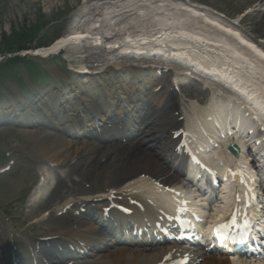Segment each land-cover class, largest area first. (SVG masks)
<instances>
[{
	"label": "bare ground",
	"instance_id": "obj_1",
	"mask_svg": "<svg viewBox=\"0 0 264 264\" xmlns=\"http://www.w3.org/2000/svg\"><path fill=\"white\" fill-rule=\"evenodd\" d=\"M186 1L109 0L99 3L96 0L97 4L92 6H87V3L81 11L74 15L75 21L71 27L73 33L63 36L47 49L38 52L40 56L45 57L47 54L69 46L70 48H67L70 55L69 66L79 71L86 70L83 74L86 75L85 77H90L87 81L84 79V82L80 83L82 85H77L75 90L68 91L70 95L65 92V89L69 90L66 83L59 84L57 90L52 93L47 92L45 97L36 101L38 107H43L46 103L49 104V107L45 108L51 125L49 130L43 133L29 129L23 130L26 137L33 141V150L40 163L55 165L59 170L73 162V171L74 174L76 173L74 180L78 179L79 183L85 180L92 182L90 188L77 194L74 199H68L63 205L61 203L57 205V211L71 203L82 205L87 202L92 206L88 209L93 217L90 222L79 219L75 229L55 233L60 238L82 242L87 247L88 245L93 246L94 243L95 245L90 249V251H94L100 243L112 244L114 234L120 229L121 220L125 223L129 219L134 224L147 226V223L149 224L153 220L154 214L156 217L159 216V208L168 210L173 200L182 202L187 200V196L190 195L185 191L188 188L186 186L181 188L185 192L168 190L167 188H174L177 185L179 175L161 172L163 165L160 157L162 152L175 157L173 161L178 163L177 172L182 173V168L179 166L183 168L185 166V170L187 168V171H192V168L187 166L188 162L184 157L177 154L181 150L179 146L181 139H179L180 136L174 135L180 129V123L176 122V116L172 115V110H165H169L170 114L156 115L160 112L157 111L158 104L157 107H154L156 109H151V112L148 110L150 112L148 114V111L146 112V119L143 120L144 125L151 123L146 135L151 131H170L165 136L163 144L159 145L158 155L139 148L141 143L153 139V137L149 139L145 136L141 137L137 143L126 145L123 148L121 143L118 144L116 140L117 137H123L125 134H128V137L133 134L143 135L135 131V129L138 130L136 127H139L142 121H138L140 118L136 112L132 114V107L134 104L139 105L136 100H141L140 103L150 100L149 98L153 97V91L157 89V85L154 84L150 87L149 93H145L155 77L150 74L151 66L145 67L143 64L146 63L142 64L143 67L132 66L133 63L131 65L118 62L110 63L112 60L102 54L91 59L86 55L83 60L81 54L85 55L88 49L90 51L100 48L105 51L110 50L105 56L114 53L116 56L119 54L128 57L132 55L135 62L140 60L147 62V54L158 55L159 53L163 56L161 59L164 61H177L181 64L184 73L177 75L179 73L176 72L175 75L182 82L188 78V75H191L185 72L189 69L193 70L191 73L195 75L196 73L200 74L202 99L204 96L210 95L211 97L205 107L199 106L197 102L189 105L190 116L184 117L183 125H181L184 126L187 133H183L182 138L196 157H203L204 164L215 170L225 180L222 186L223 190L217 192L219 199L225 203L230 200L231 204V196H235L233 207L228 208L225 205L220 211L221 215L232 209L237 215L243 212L252 214L254 209L259 208V204L255 206L254 203L249 202V199L246 200V196L253 197L255 183L251 177L243 173L240 158L228 159L224 155L222 145L234 139L235 142L245 144L249 140V135L245 131L252 130L260 132L263 138L260 146L264 147V130H262L264 128V113H261V111L264 112V10L258 8L261 6L262 0H242L240 2L242 6L249 5L252 1L259 4L248 9L238 24L232 22L225 24L214 15L209 14L204 7L191 5ZM226 14L232 15L234 12ZM102 16H104L103 19H101ZM248 16L261 18V28L256 31V34L263 40V43L258 42L256 37L243 35L242 30L246 28ZM246 29L248 30V28ZM250 29L252 28L250 27ZM80 43L88 44V48L86 46L82 48H87V50L72 51L71 46ZM144 54L145 56H143ZM139 57L140 60H137ZM80 63L82 68L78 66ZM121 67L133 68L130 70L119 69ZM200 67L203 71L198 69ZM101 68L105 69V74L101 76L104 81L99 83L98 77L100 76L98 74L100 71L98 70ZM224 78L233 83V85L228 83L229 89H225V92L221 89L226 83ZM195 81L198 83V80ZM238 85H241V89L238 88ZM251 92L255 93L257 99L255 102ZM232 93L243 96V101L240 103L241 98H239L236 99V102H232L230 97ZM244 94L249 98L252 97V101L244 99ZM259 101L263 103L262 106L261 103H258ZM163 103L165 104L166 101ZM115 107L116 109L111 110ZM86 110H92L95 115L104 111L108 116L100 117L101 132H104L102 129L104 125L101 124L106 122L116 128L114 134L108 135V131L104 132L103 142H99L95 134L86 136L85 141L78 143L71 142L66 138L62 131L63 128L66 129V126L69 127L70 132H83L80 129L84 126L79 113ZM176 111L178 109H175ZM54 114L57 116L60 114L61 119L59 120V116L57 119L53 118ZM142 116L143 114L140 115L141 118ZM177 116L179 115L177 114ZM150 117L155 120L156 128L152 127L154 121ZM222 119L230 126L238 127L239 123L246 126L245 129L244 126L242 127L244 129L242 136L240 138L224 136V131L221 128ZM132 122L135 128L131 126ZM221 133L222 137L220 138L218 135ZM215 143L216 147L213 148L210 144L215 146ZM198 147L210 149L213 157L222 162V166L216 168V161L212 160L206 152H198ZM259 161L264 166L263 161L260 159ZM43 171L47 176L49 175L44 168ZM52 172L57 171L52 170ZM53 180L55 183L51 190L59 191L63 184L61 173L58 172L57 177L53 176ZM41 192L42 186H37L26 206L34 203L37 194L40 195ZM48 197L50 196L45 197V200ZM111 199L120 200L125 205L129 204L132 211L127 213V216L112 211L105 217L103 209L113 202L110 201ZM131 202H138L140 206L131 205ZM222 206L223 204H220L219 207ZM191 210L198 211V208L195 206ZM143 237L142 243L149 242V244L144 245L146 247L142 250L132 251L126 247L117 248L113 245L112 248L104 249L103 252L94 251L92 259L81 264H168L175 258L170 255L162 263L164 257L171 254L172 251L165 247L155 250L152 247L153 238L146 234ZM127 239L126 237L124 240ZM189 252L192 257L191 261L200 259L199 264H252L245 261L235 262L234 258H224L222 255L207 257L205 253L195 252L192 249ZM77 262L72 261L70 264H78ZM260 264H264V262Z\"/></svg>",
	"mask_w": 264,
	"mask_h": 264
},
{
	"label": "rangeland",
	"instance_id": "obj_2",
	"mask_svg": "<svg viewBox=\"0 0 264 264\" xmlns=\"http://www.w3.org/2000/svg\"><path fill=\"white\" fill-rule=\"evenodd\" d=\"M99 3L108 2L109 0H98ZM242 0H187L186 2L196 6L204 7L210 14L217 17L223 23L234 22L238 24V21L242 19L248 9L254 8L259 3L252 1L249 5H240ZM264 0H262V3ZM87 6H92L97 4L96 0H0V48L5 46L8 37L12 32H19L24 26H32L36 24L47 25V33H40V41L45 43L46 45L49 41L54 37H61L63 35H68L69 33H73L71 27L74 24V15L82 10L83 6L87 4ZM260 8V7H258ZM261 9H264V3L261 5ZM227 12H234L232 15H227ZM102 16L101 19H103ZM246 28H243V35L253 36L254 38H258L259 36L256 34V31L261 28V18L260 17H250L248 16V20L246 22ZM49 27V28H48ZM250 27L252 29H250ZM255 30V31H254ZM2 38H5L2 41ZM260 38V37H259ZM261 39V38H260ZM260 41H263L262 39ZM86 46L88 48V44L80 43L72 45V51L80 49L81 51H85L86 49H82ZM70 48V47H69ZM68 48V49H69ZM110 50L95 49L89 50L83 56V60H85L84 56L88 55L89 59L96 57L97 55H104V57H109L112 61L110 63H122V64H130L133 63L135 65H142L143 63H154L162 66H166L168 69L166 73H163L159 78H156V84L162 85V89L158 94L156 100L153 102V105L158 104L157 101L161 102L163 96L167 94L169 110L173 107L172 104H178L179 113L183 114V116L188 117L190 115L189 105L196 101L199 103V106H204V100H200L202 97L200 85L195 81L191 80L189 84H186L183 87H179L178 92H171V75L173 72L182 73L181 64L177 63V61L168 60L163 61L160 57H148L147 62L133 61L132 55L129 57L126 55H117L116 53L105 56ZM69 53L67 49L64 50L61 54H59L55 59H46L42 61L43 69H46L51 75L59 73L57 71L64 72L68 77L67 79L71 82L69 75L67 74V69H70L69 64L65 62L69 58ZM116 56V57H115ZM83 62V61H82ZM57 63H60L58 65ZM145 64V66H147ZM78 64V66H80ZM58 73H55V71ZM172 72H171V71ZM190 72V71H188ZM7 73V72H6ZM14 75L16 77H20L22 80H25L28 83V77L26 72L21 68L20 64L14 66L10 72H8L5 76L0 78V94L1 97L5 95V93L16 92V87L18 88V82L14 80ZM60 75V74H59ZM194 78L200 79L199 75H192ZM43 77L49 78L48 76L43 74ZM49 81H44L43 83L40 81L33 82V86L47 87V85H52L53 87H57L58 83H62L64 80L58 76L56 79H52ZM56 81V82H55ZM73 87V84H71ZM3 87V88H2ZM22 90V88H19ZM207 97V96H206ZM0 105L3 106L5 103V99L1 98ZM195 100V101H193ZM197 103V104H198ZM153 106V107H154ZM165 109L162 108V110ZM167 110L164 114H170V111ZM163 114V111H161ZM148 127H151L150 122L148 123ZM36 130L41 131L42 128H38ZM153 135V133H151ZM156 136V133H154ZM161 142V140H160ZM154 143H143L139 146V148L146 149L148 146H154ZM32 141L28 139L26 135L22 132V130H17L16 128L9 126L7 128H0V152L5 151H14L13 157H15L16 161L12 168L0 175V242L4 243L1 245L2 252L7 251V253H3L0 256L1 264H5L7 261L10 262L12 253L10 252L11 243L16 247V257H20L24 254H29L34 247V240L41 237H49L50 235H54L58 232H65L71 228H74L76 225V219L72 215L71 211L65 213V215H59L61 211H57L56 207L58 204L63 203L65 200L75 197V195L85 189V186H80L74 183V179L76 173L74 174L73 167L68 166L61 171L62 176V187L58 191L51 190L55 183V180H52L50 184H48V192L43 197H48L47 200L38 201L33 206L26 208V198H27V190L28 193L34 187L38 175H37V162L35 155L31 153ZM19 148V149H16ZM16 150V151H15ZM157 152V148L149 150V152ZM153 153V154H154ZM164 156V155H163ZM166 157V156H164ZM1 159V157H0ZM2 163V162H1ZM0 163V166L3 164ZM171 163H167V165L162 166V170L166 172L168 169L172 171ZM168 168V169H167ZM57 177V175H55ZM91 181H85L83 184L89 186ZM87 188V187H86ZM50 194V195H49ZM83 219H86L84 217ZM39 221L33 225H29L32 222ZM75 229V228H74ZM14 249V248H13ZM9 250V252H8Z\"/></svg>",
	"mask_w": 264,
	"mask_h": 264
},
{
	"label": "trees",
	"instance_id": "obj_3",
	"mask_svg": "<svg viewBox=\"0 0 264 264\" xmlns=\"http://www.w3.org/2000/svg\"><path fill=\"white\" fill-rule=\"evenodd\" d=\"M37 31L38 29L35 27L24 26L19 32H12L7 39H11L10 42H7L5 44L6 39L2 38V41H4L5 46L0 48V53H11L21 48L25 49L29 42L36 39Z\"/></svg>",
	"mask_w": 264,
	"mask_h": 264
},
{
	"label": "snow or ice",
	"instance_id": "obj_4",
	"mask_svg": "<svg viewBox=\"0 0 264 264\" xmlns=\"http://www.w3.org/2000/svg\"><path fill=\"white\" fill-rule=\"evenodd\" d=\"M246 240H247V237H244V238H242L240 241H237L238 243H244V242H246Z\"/></svg>",
	"mask_w": 264,
	"mask_h": 264
}]
</instances>
